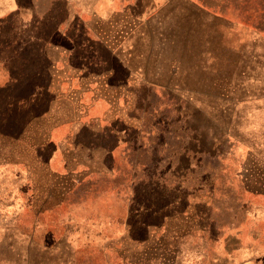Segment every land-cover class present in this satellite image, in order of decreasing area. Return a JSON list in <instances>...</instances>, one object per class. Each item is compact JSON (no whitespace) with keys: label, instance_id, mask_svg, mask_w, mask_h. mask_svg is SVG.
I'll use <instances>...</instances> for the list:
<instances>
[{"label":"rangeland","instance_id":"obj_1","mask_svg":"<svg viewBox=\"0 0 264 264\" xmlns=\"http://www.w3.org/2000/svg\"><path fill=\"white\" fill-rule=\"evenodd\" d=\"M204 1L217 18L173 1L176 11L157 15L149 27L151 39H163L151 45L169 56L174 77L168 92L151 88L136 95L137 104L168 127L166 145L181 148V157L168 163L182 172L153 174L161 153L154 142V164L121 191L125 206L97 198L98 183L111 185L109 174L48 170L49 152L56 151L44 147L50 130L69 121L65 114L82 112L84 100L76 92L62 94L53 63L26 46L19 63L26 76L7 79L0 93V264H264V13H258L264 0ZM76 19L80 40L85 36ZM134 29L129 20L107 21L101 39L112 50ZM105 95L112 100L102 92L94 97ZM39 125L38 187L37 174L24 176L5 163H16L23 151L22 141L11 138ZM3 166L11 171L2 173Z\"/></svg>","mask_w":264,"mask_h":264},{"label":"crops","instance_id":"obj_2","mask_svg":"<svg viewBox=\"0 0 264 264\" xmlns=\"http://www.w3.org/2000/svg\"><path fill=\"white\" fill-rule=\"evenodd\" d=\"M173 1L188 3L210 19L218 17L217 11L207 7L204 0H51L47 7L41 6L40 0H0V93L7 79L26 76L24 64L19 65L24 63L20 56L25 54L26 46H33L34 53L46 55L58 77L60 73L63 78L61 93L68 96L76 92L84 100L78 104L82 112L76 116L71 112L65 114L70 115L69 121L60 122L50 130L44 147L56 151L52 153L49 149L48 170L51 173L81 172L83 176L111 175L113 184L98 183L97 198L105 203L112 198L121 206L128 203L121 191L129 188L130 183H139L138 175L146 174L154 164L149 156L154 142L161 153H157L159 161L154 165L153 174L182 172L170 168L168 163L170 157L174 161L181 157V148L170 150L163 134H169L168 127L148 119L146 109L138 106L136 96L151 88H155V91L151 89L152 93L159 88L167 91L171 85L169 56L165 57L152 47L154 40L149 27L156 24L157 15L176 11L171 6ZM259 12L264 13V10L260 11L258 6ZM76 17L81 21L80 28L85 36L80 40L74 38ZM127 20L135 24L134 31L129 37L119 39L110 50L101 39L106 22L122 24ZM43 23L48 27L44 39L40 34ZM155 43L163 45L164 41ZM95 92L111 94L112 100L109 101L107 95L95 98ZM68 102L69 109H74L76 103ZM102 106L100 116L98 110ZM65 115L60 113L61 117ZM28 131L11 138L15 142L22 141L23 151L16 163L5 165L16 167V171L27 177L37 174L39 187L43 149L41 125L39 129L34 127L33 132ZM0 141H5V136ZM7 166H3L2 173L11 171ZM132 178L134 180H130ZM165 181L163 179L162 183ZM223 253L232 254L228 249Z\"/></svg>","mask_w":264,"mask_h":264}]
</instances>
